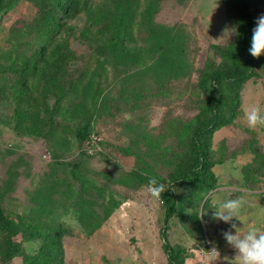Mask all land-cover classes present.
<instances>
[{
  "label": "rangeland",
  "instance_id": "obj_1",
  "mask_svg": "<svg viewBox=\"0 0 264 264\" xmlns=\"http://www.w3.org/2000/svg\"><path fill=\"white\" fill-rule=\"evenodd\" d=\"M147 1L151 0H141L139 10ZM153 1L150 23H136L135 40L128 42L129 47L146 52L144 38L150 25L179 30L181 39L174 46L184 63L180 74L162 69L152 55L134 65H117L98 57L89 41L79 36L82 24L89 23L84 12H79L67 18L72 29L67 35L70 52L65 63L59 66L58 54L47 44L37 67L40 73L30 81L37 86L31 89L28 83L26 88L29 103L24 93L21 96L24 111L38 113L44 121L50 119L48 125L41 122L46 129L42 125L43 131L32 132L27 119L19 125L12 114V91L0 90L2 208L22 212L30 206L34 191L50 183L62 188L68 180L79 187L78 181L87 177L119 202L90 232L84 230L77 215L62 216L69 223L61 238L62 264H167L161 236L164 225L168 241L186 252L183 264H231L223 259L235 254L222 236L229 224L211 217L209 204L214 199L241 198L237 226L242 231L251 225L264 229V125L249 126L245 116V109L253 105L264 112V54L253 57L248 52L251 32L239 16L235 0ZM38 8L32 0H18L1 14L0 61L6 53L28 57L38 48L34 30L24 35ZM247 12L256 22L264 14V0H247ZM232 26L239 35L228 38ZM55 45L64 47L60 40ZM237 68L246 77L236 87L231 81H222L220 126L209 141V169L216 187L199 196L189 185L175 184L172 177L183 166H190V136L211 119V113L201 110L211 94L208 79L216 71ZM1 72L0 85L7 79ZM84 72L88 75L83 81L89 76L96 80L89 92L83 82L75 83ZM84 125L88 138L80 140L77 128ZM185 129L186 138L182 136ZM130 171H142L173 187L176 209L167 222L161 194H151L148 180L128 185L125 173ZM200 208L207 211L199 215ZM14 238L25 252L36 250L39 243L21 241L19 234ZM213 244L220 250V258L214 261L209 250ZM24 261L20 253L7 261L0 255V264Z\"/></svg>",
  "mask_w": 264,
  "mask_h": 264
},
{
  "label": "trees",
  "instance_id": "obj_2",
  "mask_svg": "<svg viewBox=\"0 0 264 264\" xmlns=\"http://www.w3.org/2000/svg\"><path fill=\"white\" fill-rule=\"evenodd\" d=\"M17 1L0 0V17L11 4ZM32 1L39 7L38 15L34 17L32 22L28 23L24 35L29 36L34 30L38 48L28 57L21 55V53L16 55L6 53L0 61L1 75L7 77L5 82H1L4 84L0 85V90L9 88L12 91L11 99L15 102L12 114L19 125H24L26 119L30 120L29 125L32 124L31 127L33 128L30 129L32 132H36L38 129L43 131L42 125L46 129L43 123L50 124L48 123L50 119L44 121L38 113L33 114L24 111L21 96L24 93V98L29 103V98L25 95L28 90L26 88L28 83L31 89L34 88L32 85L37 86L36 83L30 81L31 78L35 79L36 75L40 73H37V67L40 60L44 59L47 47L51 46L53 54L54 52L58 54L59 66L65 63L66 55L70 52L67 35L72 29V26L67 24V18L77 15L79 12H84L89 21V23L82 24L79 29V36L83 40L89 41V45L93 46V52L98 57H103L104 60H110L117 65H134L135 63L138 64L145 55H152L154 63L159 64L164 70L171 71L174 75L180 74L184 68L183 60L177 53L178 48L174 46L181 39L179 30L150 25L148 35L144 38L147 44L146 52L142 53L129 47L131 45L128 42L135 40L134 28L136 23L138 22V26L150 23L153 0L147 1L142 10H139L141 0H102L96 4L92 0ZM234 3L239 16L247 22L252 35L255 20L247 12V0H235ZM64 31L66 33L63 35ZM57 40H60L64 47H57L55 45ZM47 44L49 45L47 46ZM45 46L47 47L44 49ZM171 47L172 50L170 51ZM12 50L15 51V48ZM99 62L102 64L100 60ZM8 71L12 73L8 75ZM87 75L88 73L84 72L76 79L75 83L83 82V88L89 92L96 80L94 76H89L86 81H83L82 79ZM245 77L246 72L242 68H237L216 71L208 79L211 94L207 101L202 102L201 110L204 113H211V119L208 124L192 132L190 148L193 159L189 167L183 166L185 169L172 177L174 183L189 185L197 195L200 193L205 195L216 187L215 177L209 169L211 164L209 141L214 129L220 126L218 115L223 97L222 81H231L236 87ZM31 92L33 91L31 90ZM66 109L68 106L65 107ZM77 133L78 139H87L88 127L86 125L79 126ZM182 136L186 138V129L182 131ZM184 147L186 149L185 144ZM125 177L130 181L126 182L128 185H136L150 178L142 171H130L125 173ZM78 183L80 186L75 187L72 181L68 180L62 188L50 183L41 191H34L30 196V206L22 212L8 211L0 205V255L3 261H7L13 255L20 253L25 258L24 264H62L64 250L61 238L64 229L69 225L65 219H62V216L69 213L77 215L84 230L90 232L98 228L102 221L119 205L113 194L106 196L105 188L99 186L94 179L81 178ZM172 189L173 187L168 185L160 193L166 206L164 223L176 209ZM93 192L96 198H99L98 202L94 198ZM3 193L4 191H2V195ZM207 200L208 198L205 203ZM18 234L21 241L38 240L36 250L25 252L24 247L14 238ZM161 236L164 239L163 246L167 254V264H183L186 252L179 244H171L168 241L165 225L161 231Z\"/></svg>",
  "mask_w": 264,
  "mask_h": 264
},
{
  "label": "clouds",
  "instance_id": "obj_3",
  "mask_svg": "<svg viewBox=\"0 0 264 264\" xmlns=\"http://www.w3.org/2000/svg\"><path fill=\"white\" fill-rule=\"evenodd\" d=\"M228 29V38L231 34L239 35L236 26ZM248 52L253 57L264 54V14L256 17ZM245 116L249 126L264 125V112H261L258 105L245 109ZM148 186L151 194L156 197H159L161 191L167 187L164 183L158 182L155 177L149 178ZM209 206L213 209L211 213L213 219L229 224V228L222 231V236L225 243L234 249L235 254L230 257L225 255L223 259L230 261L231 264H264V229L251 225L242 231L240 226H237L236 221H241L242 199H214ZM206 211L207 209L200 208L199 215ZM209 250L212 261L220 258V250L215 244Z\"/></svg>",
  "mask_w": 264,
  "mask_h": 264
}]
</instances>
